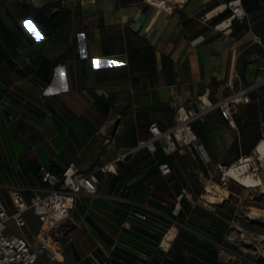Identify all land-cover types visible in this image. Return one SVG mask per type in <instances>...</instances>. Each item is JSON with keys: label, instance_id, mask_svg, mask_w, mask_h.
Returning <instances> with one entry per match:
<instances>
[{"label": "crops", "instance_id": "1", "mask_svg": "<svg viewBox=\"0 0 264 264\" xmlns=\"http://www.w3.org/2000/svg\"><path fill=\"white\" fill-rule=\"evenodd\" d=\"M229 1L241 11L233 15ZM262 57L264 0H166L160 8L145 0H0L2 202L12 208L7 186H38L41 165H114L97 172L95 194L76 197L58 229L61 258L40 254L34 264H256L233 247L235 193L204 200L189 173V164L216 172L248 155L235 116L234 126L218 110L193 123L207 164L192 148L166 155L159 143L115 159L147 138L150 124L173 125L177 106L202 93L220 98L231 69L250 81ZM165 161L171 172L162 175ZM25 217L35 234L36 216Z\"/></svg>", "mask_w": 264, "mask_h": 264}, {"label": "built area", "instance_id": "2", "mask_svg": "<svg viewBox=\"0 0 264 264\" xmlns=\"http://www.w3.org/2000/svg\"><path fill=\"white\" fill-rule=\"evenodd\" d=\"M165 1L145 0L149 5L158 8L165 5ZM237 4L236 1L228 2L233 15L238 13ZM61 66L56 65L54 68L56 70ZM53 74L58 75L56 72ZM261 86H264V65H261L259 72L246 82L242 80L238 70L231 69L226 81L227 91L220 98L212 101L207 97L204 98L205 93H202L196 96L190 107L177 106V120L173 125L161 129L156 123L150 124L149 136L139 140L135 148L119 154L115 160H122L127 154L141 147L152 150L155 144L159 143L166 155L173 152L182 153L185 148H192L202 163L207 164L210 158L199 149V137L193 129V123L203 121L211 111L218 110L221 117L234 126L233 116L237 106L250 102V94ZM61 88L60 86L59 89ZM242 159L244 162H250L247 160L248 155H241L232 164H237ZM224 167L217 164L216 170L220 174L221 184L226 188L230 178L226 177ZM159 169L162 175L171 172V167L166 161L159 164ZM113 170L114 165L111 163L102 164L90 171L80 170L74 163H68L58 172L41 165L38 169L40 181L38 186H7L12 208L9 209L0 199V264H34L40 255L39 246H46L41 236L43 239L51 238L59 249L62 235L58 229L73 210L76 197L80 194H95L99 183L97 172L105 173ZM208 173L212 176L215 172ZM25 189L30 191L28 199L22 194V190ZM184 194L183 189L177 195L171 210L173 215H177L180 199ZM27 211H31L40 223L39 230L33 235L27 229L25 217ZM140 217L143 218L144 215ZM11 223L19 233L11 229ZM221 249L225 250L223 246Z\"/></svg>", "mask_w": 264, "mask_h": 264}, {"label": "rangeland", "instance_id": "3", "mask_svg": "<svg viewBox=\"0 0 264 264\" xmlns=\"http://www.w3.org/2000/svg\"><path fill=\"white\" fill-rule=\"evenodd\" d=\"M257 40L259 39L255 38V41ZM248 56L257 58L262 55L253 52ZM254 66V63L251 64V68H254ZM234 116L241 126L239 127L240 132L243 130V134L247 138L243 152L250 155L257 141L264 138V86L259 87L250 94V102L238 105ZM254 160L255 164L251 162L252 169L258 167L255 172L264 179V161ZM196 167L201 170L202 177L196 172ZM189 169L193 186L202 195L206 192L204 190L205 186L214 183L223 186L218 171L210 176L207 168L199 163L195 166L189 164ZM227 190L233 191L236 195L232 197L237 210L230 231L231 240L234 243L233 247L237 252L250 256L256 264H264V187L245 188L230 179ZM202 197L206 200V197ZM227 198H229V193ZM11 228L14 232L19 233L14 225L11 224ZM38 249L40 254L53 255L44 245L39 246Z\"/></svg>", "mask_w": 264, "mask_h": 264}, {"label": "bare ground", "instance_id": "4", "mask_svg": "<svg viewBox=\"0 0 264 264\" xmlns=\"http://www.w3.org/2000/svg\"><path fill=\"white\" fill-rule=\"evenodd\" d=\"M177 1L182 2L185 0H177ZM240 11L241 9L238 7L237 12ZM254 159L264 161V138H261L257 141V143L253 148V151L251 152L250 155H248L247 160H250V162H244V160L242 159L237 164H230L224 167V173L226 177L234 180L236 183H238L239 185L245 188H250V187L260 188V186L264 187V179H262L261 176L257 172H255V170L258 167L252 169L251 162L255 164ZM204 190L206 191L204 194L206 199L213 203H221L223 200L227 199L228 196V190L225 187L220 186L216 183L210 184L207 187L205 186ZM41 239L45 241L46 246L54 254V257L61 258L59 249L57 248L55 241H53L51 238L43 239L42 236Z\"/></svg>", "mask_w": 264, "mask_h": 264}]
</instances>
